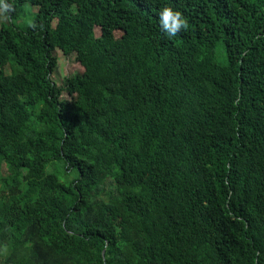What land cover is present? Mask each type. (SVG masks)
<instances>
[{"label": "trees", "instance_id": "16d2710c", "mask_svg": "<svg viewBox=\"0 0 264 264\" xmlns=\"http://www.w3.org/2000/svg\"><path fill=\"white\" fill-rule=\"evenodd\" d=\"M3 2L0 264H264V0Z\"/></svg>", "mask_w": 264, "mask_h": 264}, {"label": "clouds", "instance_id": "9594fccd", "mask_svg": "<svg viewBox=\"0 0 264 264\" xmlns=\"http://www.w3.org/2000/svg\"><path fill=\"white\" fill-rule=\"evenodd\" d=\"M8 5L0 0V8H7ZM159 25L161 30L169 36H175L180 30L187 27L186 19L179 11L169 7L163 8L159 13Z\"/></svg>", "mask_w": 264, "mask_h": 264}, {"label": "rangeland", "instance_id": "374dc122", "mask_svg": "<svg viewBox=\"0 0 264 264\" xmlns=\"http://www.w3.org/2000/svg\"><path fill=\"white\" fill-rule=\"evenodd\" d=\"M26 9L31 12H34V9L29 6H26ZM4 21L5 19L2 16V12L0 9V23ZM56 57L57 65L52 75V80L54 81V83L60 85L65 77H71L76 73L82 71V69L75 62L73 57H66L60 51L56 52Z\"/></svg>", "mask_w": 264, "mask_h": 264}]
</instances>
